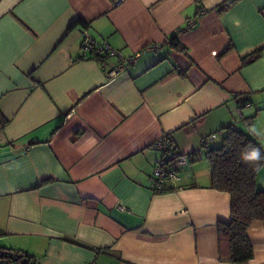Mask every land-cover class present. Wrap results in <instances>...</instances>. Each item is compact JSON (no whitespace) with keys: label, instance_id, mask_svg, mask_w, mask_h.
<instances>
[{"label":"crops","instance_id":"1","mask_svg":"<svg viewBox=\"0 0 264 264\" xmlns=\"http://www.w3.org/2000/svg\"><path fill=\"white\" fill-rule=\"evenodd\" d=\"M223 1L0 0L1 250L36 264H264V219L246 230L250 259H220L231 197L204 150L162 192L151 184L165 135L189 153L232 125L264 149V0ZM82 30L139 57L109 77Z\"/></svg>","mask_w":264,"mask_h":264},{"label":"trees","instance_id":"2","mask_svg":"<svg viewBox=\"0 0 264 264\" xmlns=\"http://www.w3.org/2000/svg\"><path fill=\"white\" fill-rule=\"evenodd\" d=\"M238 1L224 0L218 5L219 11H227ZM79 24L86 26L82 21H79ZM171 43L175 48H184L176 38ZM261 53L262 48L256 49L246 56L244 63L256 60ZM245 123L249 126L250 122ZM224 130L221 144L206 151L211 168V186L228 192L231 197L230 220L221 222L218 227L219 257L242 263L253 255V247L246 236V230L254 220L264 219V191L256 186L257 172L264 163V149L254 137L239 128L228 125ZM165 136L169 138L168 135ZM254 148L259 149L260 158L245 160L243 153ZM0 252L4 254L0 258L5 260V264L9 260L17 264H36L33 256L20 250L0 249Z\"/></svg>","mask_w":264,"mask_h":264},{"label":"built area","instance_id":"3","mask_svg":"<svg viewBox=\"0 0 264 264\" xmlns=\"http://www.w3.org/2000/svg\"><path fill=\"white\" fill-rule=\"evenodd\" d=\"M195 25L196 18H189L185 29H190ZM82 34V44L84 49L89 50L93 55L96 56V58L102 59L100 61V65L101 67L105 68L109 77H113L114 75L123 72L128 68L129 65L135 63L137 58L139 57L138 53H135L128 57H123L118 50L111 48L105 42L99 45H95L86 30H82ZM107 56L117 57L118 61L107 67L105 62L103 61V59ZM216 135V133L210 134L209 139H213ZM205 140L203 139L201 141L202 146L199 149L189 153L174 151L170 146L169 138L166 136H163L155 141L154 145L161 151V157L155 162L151 176L153 191L156 193H160L163 191L166 181H177L179 179V169L187 163L189 157L192 156L194 159H197L203 154V150L206 152L207 146ZM6 264L17 263L13 260H9L8 262H6Z\"/></svg>","mask_w":264,"mask_h":264},{"label":"clouds","instance_id":"4","mask_svg":"<svg viewBox=\"0 0 264 264\" xmlns=\"http://www.w3.org/2000/svg\"><path fill=\"white\" fill-rule=\"evenodd\" d=\"M260 151L257 148L251 149L250 151H247L243 153V157L245 160H256L260 158Z\"/></svg>","mask_w":264,"mask_h":264},{"label":"water","instance_id":"5","mask_svg":"<svg viewBox=\"0 0 264 264\" xmlns=\"http://www.w3.org/2000/svg\"><path fill=\"white\" fill-rule=\"evenodd\" d=\"M2 255H4L2 252H0V257L2 256Z\"/></svg>","mask_w":264,"mask_h":264},{"label":"rangeland","instance_id":"6","mask_svg":"<svg viewBox=\"0 0 264 264\" xmlns=\"http://www.w3.org/2000/svg\"><path fill=\"white\" fill-rule=\"evenodd\" d=\"M203 11V10H202ZM200 13H201V9H200Z\"/></svg>","mask_w":264,"mask_h":264}]
</instances>
